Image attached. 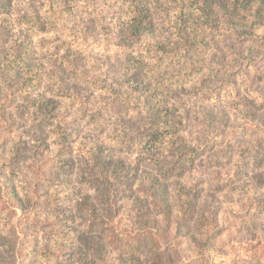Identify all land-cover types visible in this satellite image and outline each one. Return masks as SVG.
<instances>
[{"label": "rangeland", "instance_id": "rangeland-1", "mask_svg": "<svg viewBox=\"0 0 264 264\" xmlns=\"http://www.w3.org/2000/svg\"><path fill=\"white\" fill-rule=\"evenodd\" d=\"M192 1L0 0V264L78 263L88 230L101 234L96 264H264V57L228 48L220 71L204 59L190 73L176 62L143 68L154 60L141 39L179 36L190 12L198 21ZM135 2L150 25L130 35ZM31 13L39 20H26ZM159 97L169 109L156 114ZM154 115H168L196 150L164 176L143 140ZM98 150L110 162L105 178L91 166L83 176ZM160 183L173 207L184 205L157 246L132 260L108 234L140 227L136 198L158 218L148 194ZM86 195L102 199L96 212L112 226L87 227V209L76 207Z\"/></svg>", "mask_w": 264, "mask_h": 264}, {"label": "trees", "instance_id": "trees-1", "mask_svg": "<svg viewBox=\"0 0 264 264\" xmlns=\"http://www.w3.org/2000/svg\"><path fill=\"white\" fill-rule=\"evenodd\" d=\"M3 2H5L3 7L9 8L12 0H3ZM194 3L197 4L196 0L192 1V5H194ZM134 4V14L131 17L132 21L127 25L128 28L125 29L130 35L138 31H144L148 29L150 25L145 24L147 22L144 19L146 17V7L138 5L136 2ZM194 11H198V21L195 20L194 14L190 12L189 20H184L186 22L181 23L177 28L180 35L177 33L179 36L176 38L141 39L140 42L144 44L145 48H142L140 53L145 56L150 54V59L154 60L150 65L147 64L143 66V68L146 67V70L157 68L164 71L165 64L176 62L179 65L181 64L183 69L186 68V71H188L187 73H190L192 70H196L193 66H196L195 64H197L199 59H204V61L200 63L201 67L206 70L214 68L212 70L220 71L223 66H226L224 62L226 58L224 57L226 56L228 48L233 51L239 50L242 53H248L247 55L239 54L240 56L252 58L264 57V0H198V7L195 8ZM25 17L26 20L29 19L31 22L39 20L38 13H31L30 16L25 15ZM235 37L244 39L246 43L242 45L240 42H233L232 39ZM132 40L137 41L135 39ZM123 44L128 46L129 41ZM155 54L156 57H154ZM140 57H142V55H139L137 65L142 66L141 64L143 61ZM245 66L249 70L253 68L250 62H246ZM154 93L158 95L157 90H155ZM157 101L158 106L154 109L156 114H158L159 108L161 110L169 109L167 106L168 99L166 97H159ZM241 108L244 109L246 106L242 105ZM257 116L256 119L258 121L264 118L262 117V113ZM149 122L150 127L142 128V130L146 132L143 140L151 147H154L153 154H155L156 157L154 156L152 160H154L153 165L159 167L157 171L159 176L160 174L164 176L172 172L176 166L186 164L193 159L196 154L194 146L187 143V137L175 135L176 129L171 123L168 115L163 117H156L154 115V117H150ZM243 133L244 132H241V134ZM225 147H229V144L226 143ZM251 151L253 153L252 158L257 159V151ZM98 153H100L99 150L93 152L88 159L89 163H85L84 167L80 169L83 176L87 172V167L91 166L97 171L99 176L105 178V173L110 167V162L105 161L102 155ZM248 153H250V151ZM199 158L201 159V157L198 156V159ZM89 173L91 174V172ZM164 184L160 183V185L156 186L153 193L151 192L148 194V197H151L153 200L152 204L156 206L155 208H158V218L153 215V212L148 211L146 207L140 213L139 206L141 203H139L140 200L136 198L135 205L138 206L137 217L140 227L133 229L131 232L129 231L130 229H127L125 232L118 233L114 231L108 234L113 241L112 244H117L120 251H127L132 260L136 258L134 256L135 253H141L148 248L152 250L157 246L165 234L166 230H164V227H166L168 223L171 224L175 210L184 205L182 203L179 207H173V202L170 201V194L166 189L167 184ZM187 197H189V195H187ZM111 198L112 197H107V201L111 202ZM15 199L21 204L20 199L16 197ZM82 199L80 203L76 204V207L78 209H87V213L83 217H80L81 219L86 218L84 220L87 227L93 228L99 226L103 228L102 225L105 227L112 226L110 223L112 220L110 216H105V218H103L100 213L96 212L95 206H102V199L91 197L90 195H86L84 198L82 197ZM88 204H90V206ZM186 204L189 206L191 200H188ZM201 218L204 217L201 216ZM214 219L213 217L211 222L207 218L211 224L201 225L203 228L201 231L202 235L207 236V234H210L212 230L211 225H213L215 221ZM197 223L198 221H196V224ZM160 225H162L161 228L163 229L159 228ZM92 232L93 231L90 230L85 232L83 238L88 237L89 239H86L87 241L83 243V247H78L76 245L75 250L83 257L78 260V263L76 262L77 264H96L93 253L100 252L102 246L98 244V241L95 243L92 242L94 240L93 236L99 234L98 232H93L94 234ZM127 232L130 233L128 234ZM82 249H85V252H83ZM160 257L158 251L150 255V258H152L154 262L160 259Z\"/></svg>", "mask_w": 264, "mask_h": 264}]
</instances>
